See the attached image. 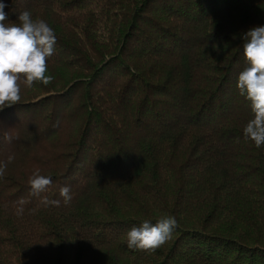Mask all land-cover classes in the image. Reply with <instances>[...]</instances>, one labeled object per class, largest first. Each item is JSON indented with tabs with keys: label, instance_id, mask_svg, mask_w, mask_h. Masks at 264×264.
<instances>
[{
	"label": "trees",
	"instance_id": "obj_1",
	"mask_svg": "<svg viewBox=\"0 0 264 264\" xmlns=\"http://www.w3.org/2000/svg\"><path fill=\"white\" fill-rule=\"evenodd\" d=\"M0 3L6 23L27 10L57 40L54 81L21 83L0 111V264H264V145L243 137L237 88L264 0ZM37 169L52 184L33 196ZM163 215L171 240L127 247Z\"/></svg>",
	"mask_w": 264,
	"mask_h": 264
},
{
	"label": "clouds",
	"instance_id": "obj_2",
	"mask_svg": "<svg viewBox=\"0 0 264 264\" xmlns=\"http://www.w3.org/2000/svg\"><path fill=\"white\" fill-rule=\"evenodd\" d=\"M5 4L0 3V111L18 104L21 100V83L32 88L34 83L44 86L54 81L48 74L47 60L55 52L54 29L43 19H34L30 11H22L17 22H7ZM246 67L239 73L237 88L239 95L249 103L252 118L243 129L244 139L256 148L264 145V26H256L242 34ZM11 142V136H5ZM11 160V157H9ZM7 164L0 162V178L5 175ZM30 194L45 192L51 186L50 177L41 175L37 169L29 177ZM59 195L64 203L71 201L70 187L62 186ZM25 200L18 201L17 213L22 214ZM44 206L59 207V200H41ZM173 216L163 215L155 224L145 220L139 227L127 231V247L155 253L171 240L177 227Z\"/></svg>",
	"mask_w": 264,
	"mask_h": 264
}]
</instances>
